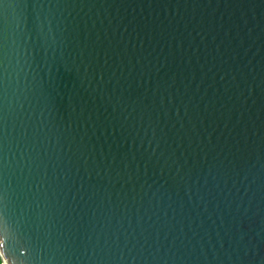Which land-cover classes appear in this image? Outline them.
<instances>
[{"label": "water", "instance_id": "obj_1", "mask_svg": "<svg viewBox=\"0 0 264 264\" xmlns=\"http://www.w3.org/2000/svg\"><path fill=\"white\" fill-rule=\"evenodd\" d=\"M0 241L264 264V0H0Z\"/></svg>", "mask_w": 264, "mask_h": 264}, {"label": "built area", "instance_id": "obj_2", "mask_svg": "<svg viewBox=\"0 0 264 264\" xmlns=\"http://www.w3.org/2000/svg\"><path fill=\"white\" fill-rule=\"evenodd\" d=\"M0 264H7V259L3 255V251L1 248V241H0Z\"/></svg>", "mask_w": 264, "mask_h": 264}, {"label": "snow or ice", "instance_id": "obj_3", "mask_svg": "<svg viewBox=\"0 0 264 264\" xmlns=\"http://www.w3.org/2000/svg\"><path fill=\"white\" fill-rule=\"evenodd\" d=\"M6 254H7V250H5Z\"/></svg>", "mask_w": 264, "mask_h": 264}]
</instances>
